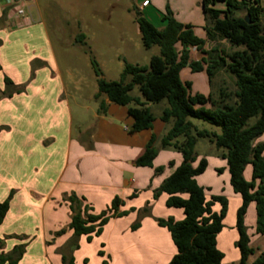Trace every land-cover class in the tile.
I'll list each match as a JSON object with an SVG mask.
<instances>
[{
  "label": "crops",
  "instance_id": "0c3cea01",
  "mask_svg": "<svg viewBox=\"0 0 264 264\" xmlns=\"http://www.w3.org/2000/svg\"><path fill=\"white\" fill-rule=\"evenodd\" d=\"M145 1L137 0L138 11L157 29L166 27L164 12L169 8L177 21L192 25L195 34L206 39L202 0H148L149 5L142 7ZM258 2L264 8V0ZM20 6L27 8L29 17L18 16L12 0H0V93L6 88V77L25 87L24 92L0 100V203L14 192L0 226V240H4L0 253L7 254L16 246L27 244L18 264H62L60 250L73 237V231L68 229L71 211L63 198L75 194L94 214L109 209L115 198L123 202L120 211L129 212L112 219L91 242L87 236L80 237L79 249L73 254L76 264H104L105 260L108 264H169L177 250L169 231L156 220L173 218L180 222L185 213L183 209L168 207L165 193L155 200L154 191L181 165L182 156L172 149H160L152 168L136 165L150 139L154 137L159 148L170 130L172 124L160 119L167 104L157 113L149 104L156 117L152 129L131 133V106L114 105L102 97L98 101L104 100L108 109L104 114L97 110L92 115L95 127L91 144L86 147L81 141L75 142L72 108L64 97L65 87L53 74L56 60L47 27L40 14L38 20L31 16L36 6L27 0ZM154 18L158 23H153ZM202 56L195 58L191 53L194 61ZM34 62H38L36 67L32 66ZM188 70L181 74L185 77L183 82L189 81ZM167 162L172 163L169 173L165 169ZM226 163L222 158L216 165L228 175ZM160 167H164L163 174L156 172ZM252 173V168L247 167V181L252 179ZM215 196L228 198V212L233 205L237 214L242 205L232 188ZM145 207L150 208V213L141 218V226L133 231L132 226ZM247 216L245 224L255 250L249 259L252 263L264 252V235L256 233L255 204L249 206ZM62 229L66 232L57 236ZM224 230L225 226L221 234ZM231 231L236 242V220ZM239 259L240 254L235 260Z\"/></svg>",
  "mask_w": 264,
  "mask_h": 264
},
{
  "label": "trees",
  "instance_id": "16d2710c",
  "mask_svg": "<svg viewBox=\"0 0 264 264\" xmlns=\"http://www.w3.org/2000/svg\"><path fill=\"white\" fill-rule=\"evenodd\" d=\"M219 3L224 7L218 9ZM201 7L206 20V39L198 37L192 25L177 21L169 8L164 15L167 25L162 30L139 15L136 22L144 48L158 46L160 55L151 57L148 66L125 62L118 81H106L99 64L92 57L98 86L95 99L106 97L110 103L122 107L136 104L137 107L128 110V116L133 120L131 133L152 129L156 117L149 104L167 103L160 119L172 126L159 148L156 139H150L136 165L152 168L160 149H172L182 156L181 165L154 191L155 200L165 193L168 195L166 205L183 209L185 213V219L180 222L173 218L156 220L160 227L169 231L177 250L169 264H223L225 258L218 247V236L224 229L229 200L225 196H212L208 200L206 189L197 181L208 167L206 159L194 167L195 149L200 139H207L218 150H223L222 158L227 162L231 187L242 199L236 214L238 240L235 248L239 250V264H264V252L254 262H249L255 250L251 247V236L245 224L249 206L255 204L256 233L264 235V142L258 141L264 136V8L258 0H202ZM77 39L86 46L85 35L81 34ZM221 42H227L234 49L225 57ZM209 44L213 47L207 50ZM193 48L203 55L199 61L191 58ZM87 53L91 54L90 51ZM185 69L192 73H205L211 90L217 72L224 69L234 78L235 90L228 92L221 88L217 98L213 90L208 96L193 94L192 83L183 82L181 77ZM5 84L0 100L25 90L24 86L15 85L8 77ZM135 87H138L143 100L131 95ZM107 109L108 105L101 100L99 113L104 114ZM192 120L215 126L219 132L201 130ZM248 166H252V181L245 178ZM162 170L160 167L156 172L161 173ZM13 196L14 192H11L8 199L0 203V226L9 212ZM63 200L68 202L71 211L68 229L73 231V237L67 245L69 250H60L62 264H76L73 254L79 249L80 237L87 236L91 242L103 233L112 219L129 213L120 211L123 202L119 198H115L111 207L100 214H94L93 209L75 194L65 196ZM216 205L220 206L219 211L214 210ZM149 213V207L141 211L132 226L133 231L141 226V218ZM65 232L66 229H62L56 235ZM3 242L0 240V246ZM26 247L27 244H21L10 253H0V264H18ZM100 255L104 253L100 252Z\"/></svg>",
  "mask_w": 264,
  "mask_h": 264
},
{
  "label": "rangeland",
  "instance_id": "374dc122",
  "mask_svg": "<svg viewBox=\"0 0 264 264\" xmlns=\"http://www.w3.org/2000/svg\"><path fill=\"white\" fill-rule=\"evenodd\" d=\"M27 1L37 8H33L31 11L33 19L38 20V14H40L47 27L56 60V68L53 74H55L57 81L65 87L66 95L64 97L68 99L67 101L72 108L73 140L77 143L81 141L87 147L91 144V134L95 127V120H93L92 115L100 108V101L95 99L98 86L91 58L93 57L99 64L106 81H118L125 62L148 66L151 57L160 55V48L153 46L151 49H145L143 46L136 20L139 15L144 17V14L138 11L137 0ZM216 7L221 9L224 5L219 3ZM164 13L166 14V11ZM153 23H158V20L154 18ZM81 34L86 37L84 42L86 46H83L77 39ZM220 46L226 52L224 57L234 50L227 42H221ZM212 47L213 45L209 44L206 49L210 50ZM87 51H90L91 54H88ZM191 53L194 54L195 58L202 56L194 48L191 49ZM35 63L32 64L33 67ZM187 74L192 83L193 94L199 93L208 96L213 90L217 98L221 88H225L228 92L235 90L234 78L224 69L217 72L213 80L212 90L206 74L190 73L189 70ZM183 77L182 79L185 81V77ZM131 95L143 100L138 87H135ZM166 104V101L152 104L154 106L153 112L161 111ZM130 106L132 108L137 107L136 104ZM192 122L201 130L219 132V128L208 123L198 120H192ZM263 139L264 136L258 141L263 142ZM222 153L223 150H218L207 139H200L195 149L196 162L194 166L197 167L203 159L208 162L206 172L197 177L206 189L208 200L212 196L225 192V189L232 188L228 169V175H225L219 168L220 166L217 168L216 165L218 161L221 162ZM171 165V162L165 164L168 173L171 170ZM248 167L252 168V166ZM162 168L160 174L164 173V167ZM63 202L68 204L67 201L63 200ZM219 209V205L214 208L215 211ZM247 217V225L249 226L250 215L248 214ZM235 220L236 213L233 212L232 205V210L228 212L224 223V233L218 238V247L225 255V264H239V261L235 260L239 257V250L235 248V233L231 231L234 228ZM254 224L256 225V220H254ZM69 242L70 240L63 247L65 250H69L67 247ZM257 251L260 252L259 249ZM105 263L108 264V261L105 260Z\"/></svg>",
  "mask_w": 264,
  "mask_h": 264
},
{
  "label": "built area",
  "instance_id": "2783aa9c",
  "mask_svg": "<svg viewBox=\"0 0 264 264\" xmlns=\"http://www.w3.org/2000/svg\"><path fill=\"white\" fill-rule=\"evenodd\" d=\"M22 1L23 0H12V3L15 4V6H16L17 15L20 17H26V16H28L29 12H28L27 8L20 6ZM148 5H149V1L147 0V1L143 2L142 7H147Z\"/></svg>",
  "mask_w": 264,
  "mask_h": 264
},
{
  "label": "water",
  "instance_id": "95a60500",
  "mask_svg": "<svg viewBox=\"0 0 264 264\" xmlns=\"http://www.w3.org/2000/svg\"><path fill=\"white\" fill-rule=\"evenodd\" d=\"M246 21H247L248 23H250V21H249V18H248V17H246Z\"/></svg>",
  "mask_w": 264,
  "mask_h": 264
}]
</instances>
